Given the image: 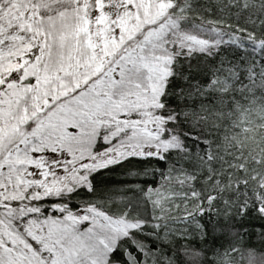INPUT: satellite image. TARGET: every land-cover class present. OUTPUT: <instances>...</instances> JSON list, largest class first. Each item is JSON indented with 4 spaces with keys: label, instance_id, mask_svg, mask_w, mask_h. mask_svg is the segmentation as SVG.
I'll list each match as a JSON object with an SVG mask.
<instances>
[{
    "label": "snow or ice",
    "instance_id": "6c2138e0",
    "mask_svg": "<svg viewBox=\"0 0 264 264\" xmlns=\"http://www.w3.org/2000/svg\"><path fill=\"white\" fill-rule=\"evenodd\" d=\"M0 264H264V0H0Z\"/></svg>",
    "mask_w": 264,
    "mask_h": 264
}]
</instances>
